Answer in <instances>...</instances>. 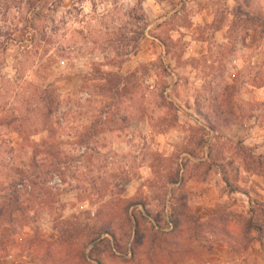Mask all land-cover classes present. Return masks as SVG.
Returning a JSON list of instances; mask_svg holds the SVG:
<instances>
[{"label":"rangeland","instance_id":"rangeland-1","mask_svg":"<svg viewBox=\"0 0 264 264\" xmlns=\"http://www.w3.org/2000/svg\"><path fill=\"white\" fill-rule=\"evenodd\" d=\"M0 264H264V0H0Z\"/></svg>","mask_w":264,"mask_h":264},{"label":"trees","instance_id":"trees-1","mask_svg":"<svg viewBox=\"0 0 264 264\" xmlns=\"http://www.w3.org/2000/svg\"><path fill=\"white\" fill-rule=\"evenodd\" d=\"M18 200H19V198H17V200H15V201L12 202V207H14V205H16L15 203H17ZM6 222H8L9 224H13V223H17L18 221H16V219H14L13 216H11L9 218V221H6ZM249 227L250 228H254V225L252 224V222L249 223ZM256 230L260 231V229H258V228H256ZM113 237L115 238L114 235H113ZM9 243H12V241H10ZM33 244H35V245H33ZM29 245H31V248L32 249L33 248H36V250H38V252H41V250H44V249H42V245H39L37 243L31 242V244H29ZM44 253H45V256L52 257V258L61 257L64 254L63 251H59V250L52 251L50 249L45 250Z\"/></svg>","mask_w":264,"mask_h":264},{"label":"clouds","instance_id":"clouds-1","mask_svg":"<svg viewBox=\"0 0 264 264\" xmlns=\"http://www.w3.org/2000/svg\"><path fill=\"white\" fill-rule=\"evenodd\" d=\"M87 7H88V6H87V5H85V8H86V9H87Z\"/></svg>","mask_w":264,"mask_h":264}]
</instances>
